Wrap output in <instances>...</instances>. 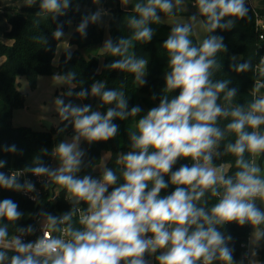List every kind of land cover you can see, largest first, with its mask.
<instances>
[{
	"label": "clouds",
	"instance_id": "1",
	"mask_svg": "<svg viewBox=\"0 0 264 264\" xmlns=\"http://www.w3.org/2000/svg\"><path fill=\"white\" fill-rule=\"evenodd\" d=\"M33 3L35 0H27L28 5ZM176 3L179 4L180 0ZM68 6L69 0L62 3L61 0H41L40 4L43 11L58 15H63L62 9ZM195 6L206 18L200 24L208 33L230 29L234 22L229 19L222 23L225 17L242 19L248 12L245 0H196ZM173 7L172 0H147L146 4H136L134 11L140 18L129 20V26L136 30L133 39L151 41L153 30L147 25L150 21H160L157 9L171 14ZM99 16L97 12L85 17L77 31L85 35L89 20L95 22ZM189 19L195 21L196 16ZM191 32V25L177 24L163 43L170 56L171 69L165 76V91H180L171 99L163 96L158 106L150 108L137 121V132L130 136L132 150L117 160L123 165L124 181L118 186V177L109 168L103 169L99 179L89 175L76 176L84 156L79 141L83 138L92 143L114 138L119 126L112 121L135 117L141 108L133 106L130 111H125L124 93L114 89L102 91L103 83H94L91 95L99 96L105 105L115 103V107L108 108L104 114L92 111L91 105L65 104L62 99H56L61 120L71 118L75 135L72 142H60L53 150L60 162L57 169H51L37 159V166L28 171L36 176L51 177L67 190L74 203L83 201L88 205L86 212H80L79 216L83 228L76 229L68 223L73 218V211L60 217L41 213L46 217V230L34 242H22L19 236L9 241L6 239L7 227H0V246L17 253L11 257L10 264H146L145 254H155L158 250H163L156 256L159 264H213L214 260L234 264L233 249L227 244L231 236L225 237L216 226L231 222L250 223L257 227L264 224V210L255 203L257 199L264 203V178L259 175L261 169L255 159L247 161L244 158L246 152L253 158L264 154V133L259 131L264 125V98L255 99L247 109L243 105L228 108L218 104L220 93H224L228 104L237 93L236 88H228L229 81L211 80L210 70L219 67L216 54L226 51L223 37L209 35L199 47H195L189 39ZM62 35L59 28L54 32L56 39ZM131 46V39L121 38L115 44L107 40L101 54L107 52L123 57L109 67L133 73L143 84L147 61L126 55ZM230 67L241 73L249 70L251 65L244 62ZM258 68L260 75L264 76V58ZM72 78L71 73L67 77H58L69 83ZM260 86L257 83L253 94ZM67 95L71 96L72 92ZM76 95L84 98L88 93L82 90ZM221 117L231 118L225 131L236 136L234 143L225 146V152L236 157L235 166L239 171L234 176H226L224 165L215 167L212 163L213 155H219L216 149L225 136L217 126ZM248 128L252 131H247ZM7 151L15 152L16 148L13 145ZM181 158H190L192 165L182 164L173 171V166ZM4 165L5 162L0 161V168ZM17 175L0 172V186L16 191H34V184L30 181L20 184ZM165 176L170 180L166 181ZM169 184L176 186L175 189L162 196L161 191ZM110 186H114L111 191ZM209 191L219 200L206 210L204 206H198V202ZM21 216L15 201H0V218L17 221ZM18 231L31 234L34 230L28 226ZM53 232H60L61 236H53ZM261 236L264 232L256 233L257 239ZM6 259V253L0 251V264Z\"/></svg>",
	"mask_w": 264,
	"mask_h": 264
},
{
	"label": "trees",
	"instance_id": "2",
	"mask_svg": "<svg viewBox=\"0 0 264 264\" xmlns=\"http://www.w3.org/2000/svg\"><path fill=\"white\" fill-rule=\"evenodd\" d=\"M62 2L63 0H61ZM40 4L41 0H35L32 5L27 4L22 8L18 6H6L4 8L5 16L11 25L5 36L11 39L12 43L0 40V57H5L0 66V161H4L5 165L0 168V171L7 172V170L13 168L30 169L37 166L35 163L37 159L45 166L53 169V150L66 135L75 134L71 118L67 121L61 120L58 112L57 115L61 123L58 126H52L50 130H34L30 127L14 126L12 121L14 110L25 105V96L19 89L18 79L20 76H26L31 87L35 88L40 75H52L54 73L69 75L71 73L73 74L72 85L66 88L63 94L65 104L71 102L75 105L72 100L73 94L77 96V93L85 90L88 95L82 98L83 105H91V110L95 111V105L98 102L99 110L104 114L108 108H114L115 103L105 105L99 96L91 95L92 85L103 83L104 89L102 91L114 89L117 92L124 93V98L127 101L125 111H130L133 106L141 108V112L135 117L128 116L124 120L115 118L112 121V123L119 126L118 133L114 138L92 143L84 140L87 151L82 160L80 171L76 173V176L83 178L85 175L91 177L97 175L96 167L102 163L103 152L107 151L110 157L106 166L117 175L118 186L124 181L122 178L123 165L118 164L117 160L120 156L132 150L130 137L128 139V130L143 116L145 105L151 108L156 103L159 105L163 96L167 95L171 99L179 94V89L172 92L165 91V76L171 70L169 67L170 56L163 47V43L168 37L153 33L151 41L148 42L133 39L136 30L129 26V20L132 18L139 19V13L118 6L110 10V40L114 44L121 38L132 40V46L126 55H134L136 59L142 58L147 61L145 83L138 85L135 74L109 67L111 63L123 57L112 56L107 52L102 55H85L82 52V49L92 44L99 45L103 42L104 27L100 25L99 18L95 22L89 20L85 35H81L77 30L73 32L70 44L76 45L77 48L65 50L61 54L59 65L56 68L53 60L63 35L60 39H56L54 32L59 28L65 33L71 23L80 24L85 17H90L97 12L100 13L101 9L97 0H69L68 8L62 9L64 14L58 15L43 11ZM245 6L248 12L244 18L225 17L221 21L224 23L231 19L234 22L233 27L230 29H217L213 33L206 32V37L209 35L222 36L223 43L226 46V51H220L216 54L215 59L219 67L210 71L212 72L211 80L213 82L227 80L229 81L228 88L237 89L236 96L232 99L231 104L226 103L224 100V93L219 94L220 98L217 103L228 108L243 105L247 109V106L257 99L253 94L257 81L264 82V76L260 75L258 68L260 60L264 58V39L260 38V34L261 32L264 33V29H257V18L258 15L264 16V8L256 7L252 3H245ZM201 17L203 20L206 19L203 16ZM189 39L192 41L193 46H200L201 42H197L193 29ZM233 55L241 57L232 60ZM101 56L103 57L102 66H100ZM244 62H249L251 65L250 69L245 72L237 73L230 67L231 64L238 65ZM69 91L72 92L71 96L67 95ZM230 121V117L227 119L218 118L217 126L225 132V136L216 149V153H219V155L214 154L212 161L215 166L227 164L226 176H234L235 172L239 171L235 166L236 157L225 152V146L228 143H234L236 139L234 133L225 131L226 125ZM246 130L252 131L250 128ZM259 131L264 133V125L260 126ZM13 145L16 151H7ZM244 158L251 161L253 157L246 152ZM257 161L263 164L264 154H260ZM192 163L193 161L190 158H181L173 166V171L177 170L182 164L191 166ZM165 180H170V177L165 176ZM52 183L56 184L54 180ZM112 187L114 186L109 187V191L112 190ZM150 187L151 183H149ZM175 187L169 184L167 189L161 191V195L170 194ZM222 191L223 189H221ZM67 196V190L62 187L54 198L46 195L42 202L37 204L14 189H6L0 186V201L12 199L18 204L19 211L22 213L21 218L17 221L0 218V227H7V238H9L20 233L21 231H18V229H26L28 226H31L35 231L37 218L43 216L41 213L60 217L73 211V218L68 223L73 228L82 229L83 226L79 224L78 214L74 211L76 209L75 205ZM218 200L219 197L211 196L209 191L198 202V206H204L206 210H210ZM81 204L87 210L88 205L83 201H81ZM216 227L225 237L231 236V240L227 244L228 247L233 249L234 262L243 261L247 247L243 246L242 243L247 242L250 237V223L239 225L237 222H231ZM34 231L31 234L35 233ZM0 251L17 254L13 250L1 246ZM161 251L158 250L155 254L146 253L144 259H153L154 264H159L156 256ZM261 252L264 255V249ZM213 264H224V262L214 260Z\"/></svg>",
	"mask_w": 264,
	"mask_h": 264
},
{
	"label": "rangeland",
	"instance_id": "3",
	"mask_svg": "<svg viewBox=\"0 0 264 264\" xmlns=\"http://www.w3.org/2000/svg\"><path fill=\"white\" fill-rule=\"evenodd\" d=\"M172 2L174 5L172 15L170 14V16H162L158 14V16L160 17V21L167 20L169 23H171L172 19L182 18L183 16L178 14L179 12H183L184 14L182 15L189 16V17L195 15L196 20L191 21L190 23L192 27L194 28V33L196 35L195 37L197 39V42L200 43L201 41H203L206 35V31L201 27L200 22L203 21V19L201 15L199 14L198 7L195 6L196 3L192 0H180L179 4L176 3V0H172ZM251 2L255 5L264 6V0H251ZM109 3H111V0H109ZM137 3L138 1L135 2V4ZM146 3H147V0H145V4ZM185 10H188V12L189 11H194V12L186 13L184 12ZM195 10H197V12H195ZM157 11H160V10L157 9ZM1 16L5 18L4 13H2ZM104 16L105 15L101 16V23L102 22L104 23ZM1 23L2 22L0 21V24ZM147 26L153 30V33H157V34L162 33L164 35H166L167 33L168 35H170L169 32H165L164 30H162V28H160L159 22L157 23V22L150 21ZM3 31H4L3 24H1L0 25V35H2L5 39H8L4 35ZM108 38H110V33L107 29L105 42H106V39ZM103 45L104 43L103 44L100 43L99 45H96V46H90L88 49L84 50V53L86 54L87 51L92 50L94 47L97 49L101 48ZM232 57H235V59H237L236 55L235 56L233 55ZM67 76L68 75H61L57 73H54L52 75H40L38 78L37 87L35 88L31 87L26 76L24 75L20 76L18 79L19 89L25 96V105L23 107H19L14 110L13 119H12L13 125L20 126V127H23V126L30 127L34 130H48V127L45 124V120H46V121H51L53 126H58L61 123V120L57 115L58 108H57L55 101L57 98H60L63 100L64 90L72 85V82L69 83L66 81H62L58 79V77H67ZM145 78H146V67H145L144 75L142 79L145 80ZM137 83L138 85H142L138 81ZM257 83H259L261 86L259 88V91L255 92V96L256 98H264V82L261 80H258ZM156 106H158L157 103L153 107H156ZM149 109H150L149 106H146V105L144 106L143 116L147 114ZM95 111H100L98 102L95 105ZM135 132H137L136 124L133 125V127H131L128 130V134H129L128 139L131 136V134ZM74 135L75 134L66 135L62 139L61 142H64V141L72 142V138ZM79 148L84 152V156L82 157V160H83V158L86 155V151H87V145L83 138H81V140L79 141ZM109 157H110L109 152L107 151L103 152L102 163L96 167L97 175H102L103 169L107 168L106 163ZM258 158L259 156L255 157V163L261 169V172L259 175L261 176V178H264V163L263 164L259 163V161H257ZM222 165H224L225 168L227 169L228 167L227 164H222ZM59 166H60L59 160L57 159L56 156L53 155L52 168L57 169ZM215 167H219V166H215ZM60 188H62V186L57 185V189L60 190ZM255 203L257 204L259 208L264 210V203H262L259 199H257ZM40 224H43V226L44 224H46V217L44 215L40 219ZM257 232H264V224L258 227L250 224V237L247 240V242H249L248 243L249 251H248L247 258L244 259V262L246 264H263L264 263V255L261 252V250L264 249V236H261L259 239H257L256 237ZM5 253H6L7 259L3 262V264H10L11 257L16 254L9 253V252H5ZM145 260H146V264H154L153 259H145ZM234 264H241V261L234 262Z\"/></svg>",
	"mask_w": 264,
	"mask_h": 264
},
{
	"label": "crops",
	"instance_id": "4",
	"mask_svg": "<svg viewBox=\"0 0 264 264\" xmlns=\"http://www.w3.org/2000/svg\"><path fill=\"white\" fill-rule=\"evenodd\" d=\"M97 1H98V6L101 9L100 16H99V23H100L101 26L104 27V39H103L102 44L105 43L106 30L108 29V31H109V21H110V17H111V12H110L111 9L116 8V7L119 6V7L123 8V9H126V10H134V7L136 5L135 2L138 1L137 4H145V0H127V3H125L124 0H115V1L111 0V3H109V0H97ZM192 1H194V0H192ZM194 2L196 3V1H194ZM250 2H251V0H250ZM26 5H27V0H0V8H1L0 9V21L2 22L1 24H3L4 35L11 28V25L8 22L6 16H5V18L3 16H1L2 13H4V15H5L4 8L6 6H18L19 8H22V7L26 6ZM253 5L256 6V7H259V8H264V6L255 5V4H253ZM184 12L192 13L194 11H189L188 12V10H185ZM195 12H197V10H195ZM158 14L162 15V16H170V14H165V13H163L161 11H157V15ZM178 14H180L183 17L182 18H178V19H172L171 23H169L167 20L159 21L160 28H162V30H164L165 32L171 33V29L174 26H176L177 24H180V25L189 24V25H191L190 22L192 20L189 19L190 18L189 16L182 15V14H184L183 12H179ZM102 15H105L104 16V23L102 22L103 24L101 23V16ZM171 15H172V13H171ZM79 25H80L79 23H71L70 26H69L68 31L63 33L62 40L58 44L57 52H56V55H55L54 60H53L54 66L56 68L59 65L61 54L65 50H67V49L74 50V49L77 48L76 45H71L70 44V38H71V35L73 34V32L77 30ZM191 27H192V25H191ZM192 29L194 31L193 27H192ZM109 33H110V31H109ZM159 35L167 36V37L169 36L167 33H166V35H164L162 33L159 34ZM205 37H206V35H205ZM110 39H111V35H110V38L106 39V41L110 40ZM0 40L5 41L7 43H12L11 39H5L2 35H0ZM96 45L92 44L90 46H96ZM90 46L86 47L85 49H82V52L84 53V50L88 49ZM103 46L101 48H98V49L94 47L92 50L87 51L86 54L85 53L84 54L85 55H90V54L102 55L101 54V49L103 48ZM236 56H237V59H240V57H241L239 55H236ZM4 60H5L4 56L0 57V66H1V64L3 63ZM100 61H101L100 66H102V64H103V57L102 56L100 57Z\"/></svg>",
	"mask_w": 264,
	"mask_h": 264
},
{
	"label": "built area",
	"instance_id": "5",
	"mask_svg": "<svg viewBox=\"0 0 264 264\" xmlns=\"http://www.w3.org/2000/svg\"><path fill=\"white\" fill-rule=\"evenodd\" d=\"M245 3H251L250 0H245ZM257 29L262 30L264 29V16H260L258 15L257 18ZM260 38L264 39V33L261 32L260 34ZM257 71V69H256ZM255 158H252V160ZM251 160V161H252ZM6 175H11L12 173H17V181L20 184H24L25 181H30L32 184H34V191L32 192H27V191H18L21 195L25 196L26 198L30 199L31 201L39 204L42 202L44 196H48V197H55L58 193H59V189H57V185L53 182V179L47 175H43V176H36L34 175L31 171H28V169L26 168H13V169H9L7 170V172H5ZM94 179H99L101 178V175H95L93 177ZM61 189V188H60ZM70 194L68 193L67 198L69 199ZM73 204L75 205L76 209H79L80 211H76L78 214V217L80 216V212H86L84 206L81 204V202L79 204L74 203V198L70 199ZM42 218L39 217L37 218V226L35 228V233L33 234H22V232L18 233V234H14L9 238H6L7 240H11L13 237L19 236L21 238L22 242H34L38 237H41L43 235V231L46 230L45 229V224L43 226V224H40V219ZM53 236L56 237H60L61 233L60 232H53L52 233ZM65 239H67V237H64ZM249 242H243L242 245L247 247V252L244 255V259L247 258L248 256V251H249ZM2 247V246H1Z\"/></svg>",
	"mask_w": 264,
	"mask_h": 264
},
{
	"label": "water",
	"instance_id": "6",
	"mask_svg": "<svg viewBox=\"0 0 264 264\" xmlns=\"http://www.w3.org/2000/svg\"><path fill=\"white\" fill-rule=\"evenodd\" d=\"M72 100H73V103H74L75 105H77V106H83V100H82V98H79L78 96H75V95L73 94ZM224 107H227V106H224ZM45 124H46V126L48 127V130H50V129L52 128V126H53V124H52L51 121H46V120H45ZM241 264H246V263H245L244 260H243V261H241ZM263 264H264V263H263Z\"/></svg>",
	"mask_w": 264,
	"mask_h": 264
}]
</instances>
